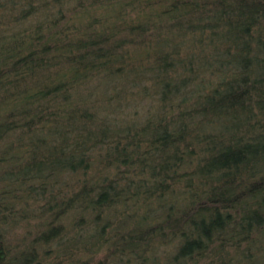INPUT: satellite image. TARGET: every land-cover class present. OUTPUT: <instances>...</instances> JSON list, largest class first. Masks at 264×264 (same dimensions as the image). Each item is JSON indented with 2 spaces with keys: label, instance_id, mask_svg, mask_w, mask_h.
I'll list each match as a JSON object with an SVG mask.
<instances>
[{
  "label": "trees",
  "instance_id": "16d2710c",
  "mask_svg": "<svg viewBox=\"0 0 264 264\" xmlns=\"http://www.w3.org/2000/svg\"><path fill=\"white\" fill-rule=\"evenodd\" d=\"M1 194L0 264H264V0H0Z\"/></svg>",
  "mask_w": 264,
  "mask_h": 264
},
{
  "label": "rangeland",
  "instance_id": "374dc122",
  "mask_svg": "<svg viewBox=\"0 0 264 264\" xmlns=\"http://www.w3.org/2000/svg\"><path fill=\"white\" fill-rule=\"evenodd\" d=\"M3 183H1V186H2ZM5 194H1V199H0V203L2 202V205L4 204L5 201H3V196ZM18 208L14 210V213L16 216H19L22 212L21 211H26L28 212L29 210V206H25V204L22 202L20 204V206H17ZM3 211V210H2ZM36 222V220L33 219V221H31V223L29 224L30 226L28 225H25V222H20L19 225L17 227H15L14 230H8L7 233H6V237L9 239V241H11L12 243H15L16 241L20 240V237L22 236H26L27 235V238L30 237V234H28L27 232L29 230H31L33 232L34 230V223ZM27 240V239H26ZM25 240V241H26ZM19 243H22L21 241ZM42 246H39L37 247L38 249H36L37 253H39V251L42 250L41 248ZM47 249H50L51 251V254H54V251L57 250V248L52 244L50 245ZM35 250H32V253H34ZM39 254H42V253H39ZM101 257V255H96V257L94 258V260H98L99 258ZM39 258V257H38Z\"/></svg>",
  "mask_w": 264,
  "mask_h": 264
}]
</instances>
